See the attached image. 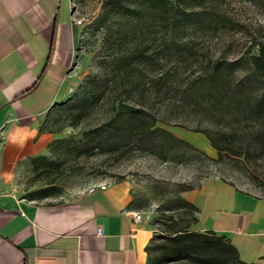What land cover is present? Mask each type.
Segmentation results:
<instances>
[{
  "label": "rangeland",
  "instance_id": "rangeland-1",
  "mask_svg": "<svg viewBox=\"0 0 264 264\" xmlns=\"http://www.w3.org/2000/svg\"><path fill=\"white\" fill-rule=\"evenodd\" d=\"M70 2L81 19L73 58L38 117L49 139L16 178L18 196L66 201L124 183L152 243L173 224L204 231L187 204L204 178L264 196V76L249 57L264 41V0ZM150 119L178 140L144 132Z\"/></svg>",
  "mask_w": 264,
  "mask_h": 264
},
{
  "label": "crops",
  "instance_id": "crops-1",
  "mask_svg": "<svg viewBox=\"0 0 264 264\" xmlns=\"http://www.w3.org/2000/svg\"><path fill=\"white\" fill-rule=\"evenodd\" d=\"M74 16L70 0H0V264H147L151 229L133 220L126 184L37 203L14 189L49 139L38 117L72 61L80 25ZM188 199L200 229L264 264V196L208 177Z\"/></svg>",
  "mask_w": 264,
  "mask_h": 264
},
{
  "label": "trees",
  "instance_id": "trees-1",
  "mask_svg": "<svg viewBox=\"0 0 264 264\" xmlns=\"http://www.w3.org/2000/svg\"><path fill=\"white\" fill-rule=\"evenodd\" d=\"M181 10L187 15L192 12V10H184L182 8ZM249 57L255 65L256 71L264 76V41L258 44L257 52L251 53ZM152 125L153 120H148L142 126L144 132L159 131L166 137H173V139L178 140L169 131L159 127H153ZM187 204L194 211L197 210V207L191 201H187ZM166 230L168 231L159 235L160 240L157 242H151V235L148 244L145 246L147 264H154L157 257L171 259L176 256H187L198 261L206 260L205 256L200 254L201 250L205 251V254L207 253V260L214 262V264H221V258L223 257L232 260L234 264H263L255 261L248 262L242 260L238 256L234 245L224 235L216 234L212 230H204L201 232L178 224L170 225ZM156 249L159 252L155 257L153 252Z\"/></svg>",
  "mask_w": 264,
  "mask_h": 264
},
{
  "label": "built area",
  "instance_id": "built-area-1",
  "mask_svg": "<svg viewBox=\"0 0 264 264\" xmlns=\"http://www.w3.org/2000/svg\"><path fill=\"white\" fill-rule=\"evenodd\" d=\"M73 19V22L76 23V24H80L81 23V19L79 17H72ZM107 185V183L105 182H102V181H99V182H94V183H91L89 184L88 186H86L84 189V192L86 193H89V192H92L93 190H95L96 188L98 189H103L105 186ZM132 218L133 220H138L140 219V213L138 211H134L132 213ZM96 232L97 233H101V229L99 226H96Z\"/></svg>",
  "mask_w": 264,
  "mask_h": 264
}]
</instances>
